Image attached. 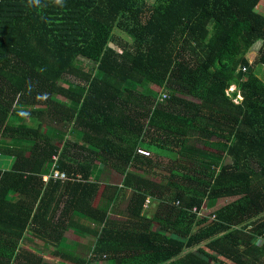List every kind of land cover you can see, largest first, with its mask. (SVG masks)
Here are the masks:
<instances>
[{
    "label": "trees",
    "instance_id": "16d2710c",
    "mask_svg": "<svg viewBox=\"0 0 264 264\" xmlns=\"http://www.w3.org/2000/svg\"><path fill=\"white\" fill-rule=\"evenodd\" d=\"M263 5L0 0V264H264Z\"/></svg>",
    "mask_w": 264,
    "mask_h": 264
},
{
    "label": "rangeland",
    "instance_id": "374dc122",
    "mask_svg": "<svg viewBox=\"0 0 264 264\" xmlns=\"http://www.w3.org/2000/svg\"><path fill=\"white\" fill-rule=\"evenodd\" d=\"M263 4H264V0H263ZM119 34H121V37L129 39L128 35H124L123 33H119ZM257 47H259V44L252 47L251 50H248V52L245 54L249 62H251L254 59V57L256 56ZM78 64L83 65V62L79 61ZM263 71H264V68H263ZM64 78H66L70 81H77L75 78H72L68 75H65ZM233 87H234V85L231 84L229 86V89H231ZM163 90H164L163 92H166L165 89H163ZM161 97H164V95L162 94ZM236 97L240 98V95H238ZM202 140H203V137H198L197 135L193 134V136L191 137L190 143L193 144L194 146L198 147V148H203L204 146H203V144H201ZM3 145H4V143L1 142L0 147ZM3 160H4L3 165H5L7 163V159H3ZM1 161H2V159L0 157V163H1ZM163 164L166 165L164 161H163ZM94 168H95L94 171L97 173L94 177L96 180L104 181V182L105 181H107V182H118L119 177H121V176H119L117 171H115L111 167L106 166L102 163L95 164ZM44 175L48 176L47 173H45ZM167 175H169V170H167V168L165 166V176H167ZM147 176L151 177L152 174L148 173ZM153 179L156 180L157 182H163L166 178L165 177L163 178V177L157 175V176L153 177ZM146 208L151 209L152 212L157 209L156 204H152V203L150 205L149 204L145 205V209ZM124 209H125V205H122V207L118 208V209L113 208L110 210V208H108L107 209V218H109L111 220H115V221L125 220L127 217V214L125 213ZM209 211L210 210L207 209L206 205L203 203L200 210L198 211V215L206 214ZM73 220L77 224H80V225L81 224L89 225V226L94 227L96 229H98V227H99L98 223L90 220L89 218L81 216L79 214H73ZM28 237L32 238V236H30V235ZM62 239H64L65 241H70V242L71 241H78V243H77L78 247L76 248V252H77V254H80V255H86L88 247L93 243L92 235L88 236V234L87 235H85V234L79 235L78 238L76 236L71 237V236H68L67 234H65V236L64 235L62 236ZM67 245L68 244L65 243V246H67ZM47 247L50 249L49 246H47ZM47 247L46 246L44 247V250H43L44 253H48ZM58 263L59 262L57 260H54V259H49V260L45 259V264H58ZM62 264H65V263L63 262Z\"/></svg>",
    "mask_w": 264,
    "mask_h": 264
},
{
    "label": "built area",
    "instance_id": "2783aa9c",
    "mask_svg": "<svg viewBox=\"0 0 264 264\" xmlns=\"http://www.w3.org/2000/svg\"><path fill=\"white\" fill-rule=\"evenodd\" d=\"M241 69L242 70H245L246 69V65L245 64H243L242 66H241ZM165 94V93H164ZM140 153H142V154H148L149 152L148 151H146V150H144V149H142V148H138L137 149ZM48 176H52L53 178H57V177H59V178H63L64 177V173H62V172H60V171H58V170H55V169H52V171H51V173L50 174H48Z\"/></svg>",
    "mask_w": 264,
    "mask_h": 264
},
{
    "label": "clouds",
    "instance_id": "9594fccd",
    "mask_svg": "<svg viewBox=\"0 0 264 264\" xmlns=\"http://www.w3.org/2000/svg\"><path fill=\"white\" fill-rule=\"evenodd\" d=\"M145 150V149H144ZM144 155H146V154H144ZM148 155V154H147ZM59 254H57V256H58ZM59 257V256H58Z\"/></svg>",
    "mask_w": 264,
    "mask_h": 264
},
{
    "label": "crops",
    "instance_id": "0c3cea01",
    "mask_svg": "<svg viewBox=\"0 0 264 264\" xmlns=\"http://www.w3.org/2000/svg\"><path fill=\"white\" fill-rule=\"evenodd\" d=\"M122 207V206H121Z\"/></svg>",
    "mask_w": 264,
    "mask_h": 264
}]
</instances>
